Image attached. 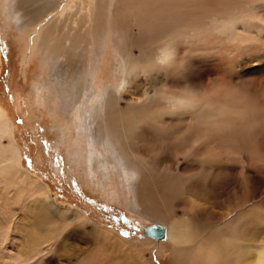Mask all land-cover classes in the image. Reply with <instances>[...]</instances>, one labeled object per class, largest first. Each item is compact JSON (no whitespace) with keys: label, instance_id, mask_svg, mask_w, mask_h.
Here are the masks:
<instances>
[{"label":"bare ground","instance_id":"obj_1","mask_svg":"<svg viewBox=\"0 0 264 264\" xmlns=\"http://www.w3.org/2000/svg\"><path fill=\"white\" fill-rule=\"evenodd\" d=\"M97 2L11 3L26 37L25 64L40 52L56 101L76 118L97 95L90 58L83 79L70 69L80 56L75 35L95 41ZM112 13L124 77L118 91L93 102L100 123L92 147L105 152L92 155L106 176L119 171L132 208L163 222V235L150 230L153 239L129 240L58 204L50 186L25 169L0 109V264H264V78L189 74L195 54L229 66L236 54L246 60L244 47L230 50L239 36L264 35V0H116ZM253 38L242 43L261 61L264 45Z\"/></svg>","mask_w":264,"mask_h":264},{"label":"rangeland","instance_id":"obj_2","mask_svg":"<svg viewBox=\"0 0 264 264\" xmlns=\"http://www.w3.org/2000/svg\"><path fill=\"white\" fill-rule=\"evenodd\" d=\"M115 2L116 0H110L108 9H105L103 0L97 2L98 10L96 9L94 15L97 19L94 21L95 26L92 30L95 41L90 42V44L93 43L91 46L87 41L89 37H86L83 31L74 37V47L78 50L80 62L77 60L71 63V73L75 77L81 75L84 62L90 58L92 61L90 69L95 75L93 82L95 87L92 86V90L97 93V99L95 98L97 102L103 100L104 93L109 88L115 86L118 91L121 87L119 83L124 77L123 60L116 49L119 39L117 41L118 35L113 29L112 9ZM11 3L12 0H0V109L11 119L10 135L13 142L20 148L25 169L35 173L50 186L51 196L58 204L81 211L91 219L92 223L111 228L129 240L140 241L154 237H150L147 228L152 225L163 226L164 223L152 221L134 210L131 206V191L122 181L119 171L110 168L106 176L105 170L97 162L98 159L97 161L93 159L92 153L96 156L98 150L102 155L105 152L104 148L101 145L97 146L96 142L95 147H92V142L96 139H92L91 133L93 128L99 127L100 123V111L97 104H93L95 101H90L85 117L76 118L69 110L67 112L65 107H60L56 101L53 95L56 93V89L54 91L53 88V78L49 76L48 67L43 65L44 59L40 52L32 55L33 58L29 61L30 66L27 69L23 49V42L25 43L23 40L26 37L21 32L19 23L11 16ZM253 36L257 37L254 41L259 40L264 45L263 34ZM253 36L250 37V41L243 35L239 36L238 41L236 40V52L230 50L232 54H236L238 46L244 47V53H248L246 60L242 59L240 62V57L236 54V58L233 59L234 65L229 66L221 63L220 58L206 55V52L205 55L195 54L192 57L191 53L189 74L198 76L199 73L200 76L203 69L212 72L218 70L216 72L218 74H228L232 71L234 74H244L246 77L252 74L249 77L252 80H263L264 71L260 68L264 65V59L260 61L248 51V44L253 42ZM243 38L249 43L247 44L246 41L242 43ZM137 51L135 50V54H138ZM213 51L220 54L217 50ZM258 75L259 79H257ZM81 77L83 79V75ZM261 86L264 89V81L261 82ZM51 106H54V109ZM93 107L94 111L91 114ZM89 121H91L90 124ZM98 130L104 133L108 129L98 128ZM5 139L6 142L9 141ZM109 161H112L111 157ZM154 253L155 249L151 254L154 255Z\"/></svg>","mask_w":264,"mask_h":264},{"label":"water","instance_id":"obj_3","mask_svg":"<svg viewBox=\"0 0 264 264\" xmlns=\"http://www.w3.org/2000/svg\"><path fill=\"white\" fill-rule=\"evenodd\" d=\"M147 230L148 231H150V230H155V231H153V233L154 234H156V235H159V236H162L163 235V229H162V227L161 226H159V225H152V226H150L149 228H147ZM149 233V232H148Z\"/></svg>","mask_w":264,"mask_h":264}]
</instances>
